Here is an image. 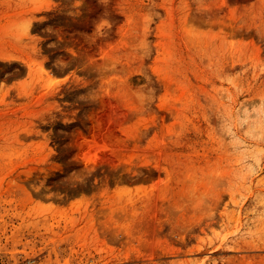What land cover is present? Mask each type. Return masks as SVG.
<instances>
[{"label":"rangeland","instance_id":"1","mask_svg":"<svg viewBox=\"0 0 264 264\" xmlns=\"http://www.w3.org/2000/svg\"><path fill=\"white\" fill-rule=\"evenodd\" d=\"M0 264H264V0H0Z\"/></svg>","mask_w":264,"mask_h":264}]
</instances>
